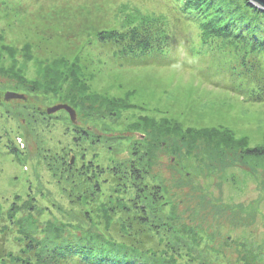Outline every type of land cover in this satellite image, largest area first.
Here are the masks:
<instances>
[{"label": "rangeland", "instance_id": "374dc122", "mask_svg": "<svg viewBox=\"0 0 264 264\" xmlns=\"http://www.w3.org/2000/svg\"><path fill=\"white\" fill-rule=\"evenodd\" d=\"M171 6L0 0V264H56L53 249L106 256L101 245L111 241L130 247L121 235L132 231L125 214L137 207L153 244L136 254L167 264H264V157L242 154L264 146V101H250V85L228 72L239 62L233 47L202 44L198 24ZM127 7L168 19L171 62L132 66L101 47L96 34L122 27ZM74 58L87 89L69 93L76 103L62 101L67 83L57 95L35 90L44 65L63 59L65 69ZM6 92L22 98L5 101ZM96 95L118 100L116 108H100ZM59 104L74 121L63 110L47 114ZM171 129L194 138L193 149L169 138ZM215 130L231 137L230 148Z\"/></svg>", "mask_w": 264, "mask_h": 264}, {"label": "trees", "instance_id": "16d2710c", "mask_svg": "<svg viewBox=\"0 0 264 264\" xmlns=\"http://www.w3.org/2000/svg\"><path fill=\"white\" fill-rule=\"evenodd\" d=\"M171 2V9L176 15L178 14L186 21L198 24L202 44H207L210 40H221L233 47L232 55L233 57L235 54L238 55L239 62L236 67L230 66L228 72L232 77L236 75L251 86L247 89V98L250 101H264V12L250 5L246 0H171ZM125 10L130 13L125 15V24L122 27L103 30L96 34L97 42L101 47L112 52L118 62L132 66L155 64L159 59L162 63H169L167 57L171 50L170 36L172 34L169 30L168 19L162 14L159 16L143 14L133 7H127ZM61 60L63 59H56L41 68V80L31 81V84L35 85V90L42 87L45 94L57 95L56 93L62 88L63 83H67V98L73 91L79 94L87 91L81 80V67L78 65V59L74 58L73 63L70 66H65V69H61V66L64 65ZM94 98L102 101L103 104L100 108L105 110L106 106L116 108V103H118V100L108 101L97 95ZM66 100L63 97L62 101L76 103L72 98ZM212 132H214L212 136L215 138H211L223 143L224 148H230L229 143L233 142L230 136L219 135L216 130L210 131V133ZM168 134L169 138L174 136L181 146L186 147L187 151L193 149V143L196 142L194 138L185 140L184 135H178L174 129H171ZM201 136V139L206 140L205 135ZM205 143L208 144V141ZM242 154L250 158H263L264 146L246 148ZM69 164L70 161L62 162V165L66 166L65 170ZM138 172L131 174L137 188L140 184L142 185ZM151 190L152 197L161 198L158 195L157 187H153ZM124 220L128 229H132V231L129 230L128 235L121 236L127 240L130 247L120 248L119 244L111 241L106 245H101L104 250H107L106 256L94 255L93 249L84 248L80 250L59 249L55 256H52L53 249L49 256L56 264H167L166 261L156 260L151 253L148 257L136 254L135 248L146 249L148 244H153V235L147 227L149 223H147L143 208L137 207L134 214H125ZM139 240L141 242H138ZM116 250L119 252L117 253ZM4 257H7V253L0 244V261H3ZM8 258H12L11 255ZM12 259L13 264H32L31 261H22L21 258Z\"/></svg>", "mask_w": 264, "mask_h": 264}, {"label": "water", "instance_id": "95a60500", "mask_svg": "<svg viewBox=\"0 0 264 264\" xmlns=\"http://www.w3.org/2000/svg\"><path fill=\"white\" fill-rule=\"evenodd\" d=\"M250 5L256 7L257 9L261 10L264 12V0H246ZM22 98V95H19V94H16L14 92H6L3 96V99L5 101L9 100V99H20ZM65 111L67 112V114L69 115L70 117V120L71 121H74L75 119V112L74 110L69 107L68 105L66 104H59V105H55L53 107H50L47 109V114H53V113H56L58 111ZM72 157L70 158V163H72Z\"/></svg>", "mask_w": 264, "mask_h": 264}]
</instances>
